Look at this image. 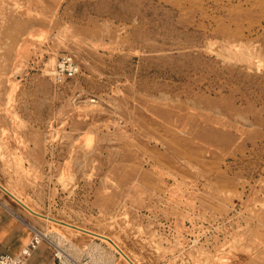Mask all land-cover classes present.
<instances>
[{"label": "rangeland", "instance_id": "1", "mask_svg": "<svg viewBox=\"0 0 264 264\" xmlns=\"http://www.w3.org/2000/svg\"><path fill=\"white\" fill-rule=\"evenodd\" d=\"M0 180L137 264H264V0H0Z\"/></svg>", "mask_w": 264, "mask_h": 264}, {"label": "crops", "instance_id": "2", "mask_svg": "<svg viewBox=\"0 0 264 264\" xmlns=\"http://www.w3.org/2000/svg\"><path fill=\"white\" fill-rule=\"evenodd\" d=\"M0 182L4 184L1 180ZM10 198L0 187V253L18 252L30 238L32 226H36L22 211L23 206ZM26 264L68 263L59 261L53 247L48 242H43L33 251Z\"/></svg>", "mask_w": 264, "mask_h": 264}, {"label": "built area", "instance_id": "3", "mask_svg": "<svg viewBox=\"0 0 264 264\" xmlns=\"http://www.w3.org/2000/svg\"><path fill=\"white\" fill-rule=\"evenodd\" d=\"M79 72V65L69 54L61 57L56 65L54 76L57 81H63L67 78L74 77ZM48 242L54 249V254L59 261H64L62 255L50 239L49 235L43 232L37 226H32L31 236L26 244L15 253L2 252L0 253V264H26L28 258L33 251L42 243Z\"/></svg>", "mask_w": 264, "mask_h": 264}, {"label": "bare ground", "instance_id": "4", "mask_svg": "<svg viewBox=\"0 0 264 264\" xmlns=\"http://www.w3.org/2000/svg\"><path fill=\"white\" fill-rule=\"evenodd\" d=\"M0 185H2L8 192H10L13 196H11V198H13L15 201L19 202L20 204H22L26 209H28L30 212L36 214H42V215H38L36 214L37 216H40L44 219H47L51 222H55V223H61L66 225V227H70L72 229H77L78 231H82V232H85V233H88V234H91L90 232H87L85 230H89V231H92V232H95V233H98L100 236L98 235H94V236H97V237H100L101 239H104V240H107V241H110L112 243V245L121 253V255L130 263V264H137L125 251L124 249L117 243L115 242L111 237H109L108 235L106 234H103V233H100V232H97V231H94V230H91L89 228H86V227H83V226H80V225H77V224H73L71 222H68V221H65V220H61L60 218H56L54 216H50V215H47V214H44L36 209H34L30 204H28V202H26L24 199H22L19 195H17L15 192H13L12 190H10L8 187H6L4 184H2L0 182ZM4 190V189H3ZM5 191V190H4ZM6 192V191H5ZM8 194V193H7ZM53 218V219H51ZM131 260H129V259Z\"/></svg>", "mask_w": 264, "mask_h": 264}, {"label": "water", "instance_id": "5", "mask_svg": "<svg viewBox=\"0 0 264 264\" xmlns=\"http://www.w3.org/2000/svg\"><path fill=\"white\" fill-rule=\"evenodd\" d=\"M0 187L2 188V189H4L5 191H6V193H8L9 195H11V196H13L10 192H8L2 185H0ZM14 197V196H13ZM36 214H38V213H36ZM38 215H42V214H38ZM43 216V215H42ZM51 219H53V218H51ZM85 231H87V232H90L91 234H94V235H98V236H100L98 233H95V232H92V231H89V230H85ZM129 259V258H128ZM130 260V259H129ZM131 261V260H130Z\"/></svg>", "mask_w": 264, "mask_h": 264}]
</instances>
